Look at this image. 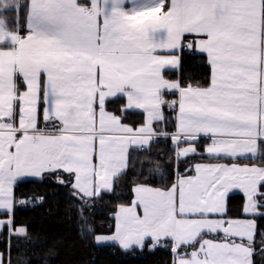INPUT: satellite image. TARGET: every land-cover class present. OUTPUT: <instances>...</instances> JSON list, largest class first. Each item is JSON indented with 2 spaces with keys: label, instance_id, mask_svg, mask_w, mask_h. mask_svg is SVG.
<instances>
[{
  "label": "snow or ice",
  "instance_id": "obj_1",
  "mask_svg": "<svg viewBox=\"0 0 264 264\" xmlns=\"http://www.w3.org/2000/svg\"><path fill=\"white\" fill-rule=\"evenodd\" d=\"M29 182L95 246L264 264V0H0V264Z\"/></svg>",
  "mask_w": 264,
  "mask_h": 264
},
{
  "label": "trees",
  "instance_id": "obj_2",
  "mask_svg": "<svg viewBox=\"0 0 264 264\" xmlns=\"http://www.w3.org/2000/svg\"><path fill=\"white\" fill-rule=\"evenodd\" d=\"M24 194L46 197L36 207H18V223L30 225L31 242L22 243L17 252L12 249V260L20 259L23 264H164L167 259L163 252H149L132 249L124 251L118 246H95L91 240H81L77 232L75 215L70 213L68 197L64 189H57L49 182L25 183L19 188ZM233 209L240 206L237 197ZM95 223L99 230H106L108 212L113 210L109 203L98 204ZM4 245L0 244V250Z\"/></svg>",
  "mask_w": 264,
  "mask_h": 264
},
{
  "label": "crops",
  "instance_id": "obj_3",
  "mask_svg": "<svg viewBox=\"0 0 264 264\" xmlns=\"http://www.w3.org/2000/svg\"><path fill=\"white\" fill-rule=\"evenodd\" d=\"M119 247V246H118ZM120 248V247H119ZM123 250V249H122ZM139 250V249H138ZM125 251V250H124ZM128 251H130V250H128Z\"/></svg>",
  "mask_w": 264,
  "mask_h": 264
}]
</instances>
